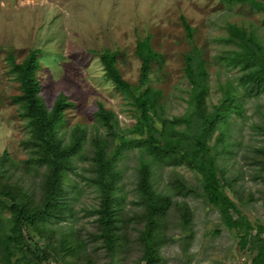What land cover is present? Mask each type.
<instances>
[{
	"label": "rangeland",
	"instance_id": "1",
	"mask_svg": "<svg viewBox=\"0 0 264 264\" xmlns=\"http://www.w3.org/2000/svg\"><path fill=\"white\" fill-rule=\"evenodd\" d=\"M181 16L195 28L193 42ZM228 22L255 31L264 43V12L248 4L224 0H0V155L8 152L11 179L32 184L36 190L43 168L31 171L24 168L28 151L22 140L30 132L20 115L19 105L11 101V95L19 92V85L10 72L9 52L21 61L32 49H40L41 66L37 76L44 103L51 108L60 93L74 102L66 110L61 136L68 140L73 126L78 123L87 130L83 149L74 157L73 169L65 177V215L51 222L56 236L73 230L86 235V231L94 227L95 216L86 210L98 205L99 195L87 179L92 175L88 156L92 136L107 133L96 117L99 105L116 113L122 129L136 122L135 106L108 78L99 52L117 49V65L122 75L137 83L141 59L135 53L136 43L150 34L154 48L161 51L164 58L162 64L153 63L150 83L162 89V113L165 118H171L184 114L189 105L191 84L184 67L185 55L192 51L193 43L196 42L207 58L209 108L218 102L221 84L234 79L238 73L217 57L231 47L221 39ZM239 100L243 111L242 114L230 112L228 145L220 152L218 163L224 170L226 191L253 222L264 223V177L261 175L264 167L254 159V148L264 144V134L255 125L264 118V91L253 96L240 93ZM218 132L214 130L210 143ZM139 160L138 148H128L117 164L120 170L117 193L122 195L125 213L141 207L138 203ZM173 171L182 173L192 184H200V174L186 164H154L152 180L159 191L168 192ZM173 198L189 204L191 223L184 225L176 213L170 212L165 229L167 239L161 244L163 259L159 264H253V252L240 248L235 230L226 227L219 210L204 196L173 195ZM131 246L124 255L125 264H133L138 254L136 244ZM94 254L100 264H115L104 250Z\"/></svg>",
	"mask_w": 264,
	"mask_h": 264
},
{
	"label": "trees",
	"instance_id": "2",
	"mask_svg": "<svg viewBox=\"0 0 264 264\" xmlns=\"http://www.w3.org/2000/svg\"><path fill=\"white\" fill-rule=\"evenodd\" d=\"M248 4L264 12V0H224ZM182 17L189 39L194 41L195 28ZM221 39L231 47L221 51L218 59L236 68L234 79L221 84L222 94L211 108L207 104L209 70L207 58L193 43L185 55V76L191 87L188 108L184 114L171 118L163 116L162 89L150 83L154 62L162 64L163 53L154 48L152 36L139 38L135 53L141 59L137 83L122 75L118 67L119 51L107 48L99 52L106 75L135 106L136 122L122 129L116 113L100 104L96 111L99 123L107 133H95L91 138L90 172L88 182L98 191V205L87 209L94 215V227L86 235L71 231L60 237L51 226L53 219L64 217L65 177L73 169L74 157L81 153L87 130L78 123L70 138L64 140L60 128L66 122V110L74 105L60 93L51 108L40 95L41 81L37 70L41 66L40 49H32L21 61L13 52L7 55L10 72L18 81L19 92L11 101L19 105L30 134L22 140L28 151L23 161L27 171H41L39 188L12 180L8 171V152L0 155V259L2 264H100L95 252L104 250L111 263L125 264L124 255L135 243L138 254L133 264H159L163 257L161 244L166 241L165 229L171 211L184 225L191 223L192 210L185 200L175 196L196 194L204 196L220 212L221 220L235 230L241 249L253 252V264H264V223L253 222L226 191L224 170L218 163L220 152L227 149L226 135L230 112L242 114L239 94L253 96L264 91V43L253 30L228 22ZM160 124V125H157ZM184 124L183 127H180ZM264 134V118L255 122ZM218 129L215 140H209ZM224 146V148L221 146ZM228 145V144H227ZM128 148H138L140 208L125 213L122 195L117 193L120 170L118 161ZM254 159L264 167V144L254 148ZM186 164L200 174V184L190 183L173 171L168 192L159 191L153 184V166ZM8 171V172H7ZM264 177V174H261ZM131 236H134L132 239ZM103 264H108L104 262Z\"/></svg>",
	"mask_w": 264,
	"mask_h": 264
}]
</instances>
